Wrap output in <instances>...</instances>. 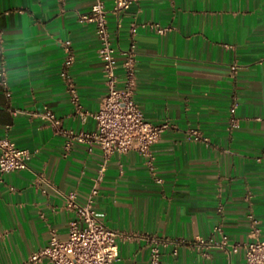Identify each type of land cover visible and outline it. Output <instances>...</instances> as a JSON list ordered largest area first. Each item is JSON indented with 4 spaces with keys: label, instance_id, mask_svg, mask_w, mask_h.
Segmentation results:
<instances>
[{
    "label": "crops",
    "instance_id": "0c3cea01",
    "mask_svg": "<svg viewBox=\"0 0 264 264\" xmlns=\"http://www.w3.org/2000/svg\"><path fill=\"white\" fill-rule=\"evenodd\" d=\"M93 1L0 0V139L29 153L0 175V264H50L29 259L52 232L67 238L65 196L84 203L102 162L40 117L47 108L63 130H95L106 83L94 25L80 21ZM114 1L103 0L107 28L118 53L134 46V100L146 121L170 124L148 156L131 149L106 165L94 207L118 235L114 264H148L153 239L170 242L163 264H245L242 249L215 246L214 228L244 243L254 220L264 240V0H138L118 15ZM67 50L84 117L65 84Z\"/></svg>",
    "mask_w": 264,
    "mask_h": 264
},
{
    "label": "built area",
    "instance_id": "2783aa9c",
    "mask_svg": "<svg viewBox=\"0 0 264 264\" xmlns=\"http://www.w3.org/2000/svg\"><path fill=\"white\" fill-rule=\"evenodd\" d=\"M138 0H115L112 12L116 15L127 11ZM80 21L94 25L95 36L99 42L97 54L102 62V74L106 83V94L103 97L99 109L94 114H89L95 121V130L92 132H72L63 130L59 120L51 110L45 109L40 117L59 134L66 136L68 146L72 142L96 145L101 151L102 162L85 199L80 204L76 201L74 192L66 197V209L73 214L68 223V233L65 240L57 238L54 232L45 247L35 252L29 259L31 263L46 259L50 264H114L118 257V235L108 229L100 220L94 207L95 199L99 193V187L104 179L106 165L114 154H125L131 149H136L140 154L148 156L151 147L157 142L160 135L170 127L168 122L152 124L146 121L142 112L134 100L136 87L135 57L133 44L128 50L118 51L107 28V11L103 0H94L88 14L80 16ZM157 33L163 34L166 28L157 24L150 25ZM137 32V26L128 29L130 39ZM120 57V64L117 59ZM74 62L72 53L67 50L63 63V76L67 91L77 112L83 117L78 103V97L70 76V68ZM236 66H231L234 72ZM120 77L122 81L119 83ZM235 108L230 113V124L235 127L238 120L234 116ZM189 136L194 140H206L202 138L197 129L188 130ZM29 153L26 149H20L6 138L0 139V175L8 172L22 170L27 166ZM251 219V216H249ZM220 236L215 246L226 252L243 250L245 264H264V240L256 237L257 229L255 221L251 220V232L244 243L231 242L221 227L214 228ZM150 247L148 264H163L161 261V247H166L170 242L166 239H153ZM203 243L202 240L199 241ZM176 254V250H173Z\"/></svg>",
    "mask_w": 264,
    "mask_h": 264
}]
</instances>
